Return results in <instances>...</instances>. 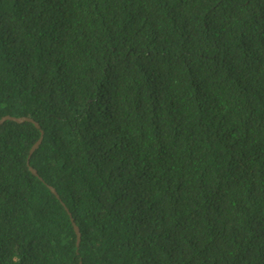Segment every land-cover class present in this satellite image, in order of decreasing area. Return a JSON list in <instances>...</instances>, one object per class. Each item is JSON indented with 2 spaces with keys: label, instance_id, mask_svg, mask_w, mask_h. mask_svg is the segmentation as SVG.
I'll return each instance as SVG.
<instances>
[{
  "label": "trees",
  "instance_id": "trees-1",
  "mask_svg": "<svg viewBox=\"0 0 264 264\" xmlns=\"http://www.w3.org/2000/svg\"><path fill=\"white\" fill-rule=\"evenodd\" d=\"M4 116L0 264H264V0H0Z\"/></svg>",
  "mask_w": 264,
  "mask_h": 264
},
{
  "label": "water",
  "instance_id": "water-1",
  "mask_svg": "<svg viewBox=\"0 0 264 264\" xmlns=\"http://www.w3.org/2000/svg\"><path fill=\"white\" fill-rule=\"evenodd\" d=\"M5 121H13V122H16V123H23V122H30V123H33L34 126L37 128V129H40L39 125L37 122L33 121L32 119L30 118H27V117H13V116H4L0 119V125L5 122ZM42 131H40V137L39 139L32 145V147L30 148L29 150V154H28V158H27V167L29 169V171L36 177H38L40 179V177L38 176V173L36 172L35 169H33L31 166H30V163H29V158L31 157V155L34 153V151L38 148V146L40 145L41 143V139H42ZM41 180V179H40ZM49 190L51 191V193L57 198L59 199V196L58 194L56 193L55 189L51 186H48ZM67 210V209H66ZM67 213L70 217V220H71V223H72V226H73V229H74V232H75V235H76V244L77 246L79 245V242H80V238H81V235H80V231L78 229V227L76 226V224L74 223V220L71 216V214L68 212L67 210Z\"/></svg>",
  "mask_w": 264,
  "mask_h": 264
}]
</instances>
